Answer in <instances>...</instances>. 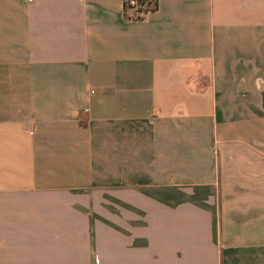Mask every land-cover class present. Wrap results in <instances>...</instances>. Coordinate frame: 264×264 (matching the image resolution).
Returning a JSON list of instances; mask_svg holds the SVG:
<instances>
[{
    "label": "crops",
    "instance_id": "0c3cea01",
    "mask_svg": "<svg viewBox=\"0 0 264 264\" xmlns=\"http://www.w3.org/2000/svg\"><path fill=\"white\" fill-rule=\"evenodd\" d=\"M123 2L0 0V264H264V0Z\"/></svg>",
    "mask_w": 264,
    "mask_h": 264
},
{
    "label": "built area",
    "instance_id": "2783aa9c",
    "mask_svg": "<svg viewBox=\"0 0 264 264\" xmlns=\"http://www.w3.org/2000/svg\"><path fill=\"white\" fill-rule=\"evenodd\" d=\"M123 6H124V9L126 11L128 9H136V8L138 9L140 7L142 8L143 6L145 7V3L140 4L138 0H124ZM137 16H141V15L132 16V18H135Z\"/></svg>",
    "mask_w": 264,
    "mask_h": 264
},
{
    "label": "trees",
    "instance_id": "16d2710c",
    "mask_svg": "<svg viewBox=\"0 0 264 264\" xmlns=\"http://www.w3.org/2000/svg\"><path fill=\"white\" fill-rule=\"evenodd\" d=\"M140 4H144V0H138Z\"/></svg>",
    "mask_w": 264,
    "mask_h": 264
}]
</instances>
